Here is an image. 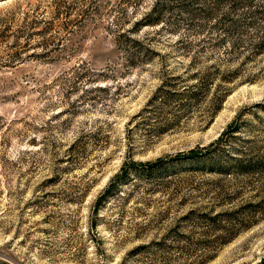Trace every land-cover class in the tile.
<instances>
[{
	"label": "rangeland",
	"instance_id": "obj_1",
	"mask_svg": "<svg viewBox=\"0 0 264 264\" xmlns=\"http://www.w3.org/2000/svg\"><path fill=\"white\" fill-rule=\"evenodd\" d=\"M222 1L0 0V264H189L186 255L130 251L190 208L218 212L264 198V49L248 50L264 27L263 13L250 11L264 0ZM158 9L159 23L136 26ZM223 17L243 39L237 53L222 60L229 44H206L212 56L190 65L179 37L217 36ZM127 49L141 52L130 61ZM210 63L237 70L220 82L229 92L213 114L218 79L186 109L148 102L163 77L179 74L181 83ZM192 148L197 156H181ZM156 158L153 170L135 163ZM159 177L180 182L155 184L152 198H183L164 221V202L132 209ZM254 218L204 264H264V216Z\"/></svg>",
	"mask_w": 264,
	"mask_h": 264
},
{
	"label": "trees",
	"instance_id": "obj_2",
	"mask_svg": "<svg viewBox=\"0 0 264 264\" xmlns=\"http://www.w3.org/2000/svg\"><path fill=\"white\" fill-rule=\"evenodd\" d=\"M242 1L244 4L247 3V0ZM222 2L224 5L226 0H223ZM228 7L230 10H233V1L228 4ZM186 8L187 7L184 6V9ZM250 12L252 14L263 13L262 19H264V7L260 8V10H252ZM152 13L154 12H146L142 18L135 22L136 26L152 25L157 22L159 23L160 10L158 9V12L154 17L151 15ZM226 14H228L227 16L229 17L231 15L228 11ZM220 22H227V24L225 25L221 23V25H224V31H222L221 34H218L217 36L179 37L178 42L180 44V48H182L184 54L189 55L190 65L199 66L198 64L200 62L202 63V57L204 55L206 57L212 56L211 53L207 51V48L205 47L206 44L216 45V49L220 44H229L225 49L226 55L219 57V59L223 57L222 60L227 59L229 56L231 57L232 55L237 53L236 47L238 43L243 39L235 36V33L237 31H235L236 24L233 21V17L229 19L228 17H223L221 18ZM248 25H253L250 19L245 23V26ZM256 30V36L249 39L250 48L248 50L251 51L250 55L263 51L264 49V27ZM243 35H246V33L241 32L240 36ZM128 40H131V42H139L133 37H129ZM141 48L143 49V51H148L147 47L145 46H142ZM125 52H128V60L131 61L137 54V52L141 51L140 49L131 51H128L127 49V51ZM246 57H248V55H246ZM203 66L205 67H199V69L190 71L184 79L182 77L181 83L179 81L173 80L175 78H178L180 76L179 74H171L163 77L159 85L155 88L148 102L167 103L171 102L172 100H176L174 103L175 105L179 106L178 108H180L181 110L183 108L186 109L188 107L187 102L195 101L198 98H205L211 91V86L213 85V83H215V79H218L219 82L215 84L216 86L214 88V92L209 98V110L210 114H213L219 107L222 98L229 92V87L224 86L223 83L220 82H230L235 76V72H237V70L236 67L225 69L222 68L221 70L217 63H210ZM244 78H246V81L251 80L250 75H246ZM187 80L193 81L187 84ZM154 117H156V115ZM232 125H228L226 129L230 128ZM162 130L164 129L156 128L154 131L159 132ZM199 152L200 149L192 148L188 151L181 152L180 154H182L181 156L194 157L197 156ZM135 163H139V166L141 167L144 166L149 170H153L160 165L161 159L156 158L154 160L144 162L136 161ZM244 165H246V163L237 162L235 167L240 170V168L245 167ZM127 170L128 169L123 170L122 176H124L128 172ZM116 182L117 180L115 182L113 180V182L109 184V186L99 196L95 204H100L101 201H103V199H105L107 195L112 192V190L116 186ZM170 182L171 184L169 185H172L174 189H177L178 186L176 185H179L180 181H174V178L171 180H167V178L164 177L154 178L152 181H150V186L148 188L145 187L144 192H146H142L140 194L141 196H139L138 198L140 207H133V211H138V209H143L146 206L150 208L154 207L155 203L154 205L151 204L152 202L150 199H154L155 202H164L165 206L162 210V217L159 218L160 220L164 221L167 218L171 207L174 206L175 203L176 205L182 204L183 198L178 196V194H172L173 191L163 192L160 193L156 198H152V188L155 187V184L163 185ZM128 196L129 194H123L119 195L118 198L122 199L123 201H121V203H123L127 201ZM209 211L203 212L197 208H190L187 212L178 217L175 222L171 226H169L165 233H163L160 237H153L151 239H148L146 242L138 244L132 249V251H130L131 254H153L160 256L162 260L163 258H165L163 256L164 254L171 257L169 260L178 258L180 255H186L189 264H204V262L208 260L218 248L228 242L236 233L254 224L256 221L254 216L256 214L264 216V198H258L255 201L246 202L245 204L233 209H223L218 212ZM92 212L94 213V215H96V207L93 208ZM249 218L250 220H248ZM247 220L248 222L250 221V223L245 224ZM174 253H176V255H174ZM189 258L191 260H189Z\"/></svg>",
	"mask_w": 264,
	"mask_h": 264
}]
</instances>
